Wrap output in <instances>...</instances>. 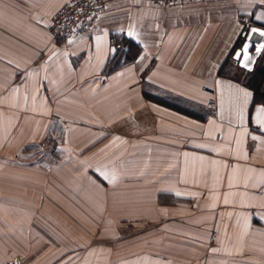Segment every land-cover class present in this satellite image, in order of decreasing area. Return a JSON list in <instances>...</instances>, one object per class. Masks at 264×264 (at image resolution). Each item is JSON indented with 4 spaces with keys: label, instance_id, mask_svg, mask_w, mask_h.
Instances as JSON below:
<instances>
[{
    "label": "crops",
    "instance_id": "crops-1",
    "mask_svg": "<svg viewBox=\"0 0 264 264\" xmlns=\"http://www.w3.org/2000/svg\"><path fill=\"white\" fill-rule=\"evenodd\" d=\"M69 1L0 0V264H264V136L228 123L240 18L264 6L115 0L54 42ZM129 31L139 54L108 72Z\"/></svg>",
    "mask_w": 264,
    "mask_h": 264
},
{
    "label": "snow or ice",
    "instance_id": "snow-or-ice-1",
    "mask_svg": "<svg viewBox=\"0 0 264 264\" xmlns=\"http://www.w3.org/2000/svg\"><path fill=\"white\" fill-rule=\"evenodd\" d=\"M161 3H163V0H161ZM256 6H264V0H257ZM249 15L254 17L255 21H264V12L259 14L253 12ZM127 35L139 46V41L137 40L138 34L135 31H129ZM240 35H244L245 38L240 42L239 47H233L230 53L231 58L235 67L247 73L248 76H254L256 73V58L264 56V42L251 43V41L257 35L264 38V23L257 24L250 29H245L241 26ZM253 49L254 54L252 52ZM109 50L114 56L120 53V49L115 47V45L111 46ZM134 59L136 58L134 57ZM141 60H143V57H139L137 62ZM222 68L223 64L216 66L217 75H219ZM21 75L27 76V73ZM23 83L24 79H21V84ZM216 84L219 88L220 81L217 80ZM228 88V100L230 104L229 126H233L232 122L236 121L243 129L242 135L247 134L251 130V132L255 133L251 137L253 141H256L260 136H264V79L254 84L251 80L248 83H240L237 81L234 84H229ZM43 91L46 92L47 89ZM221 103L223 105V99ZM237 143L239 144L241 141L238 140ZM260 207L264 209V204H261ZM259 219L264 220V211L261 212Z\"/></svg>",
    "mask_w": 264,
    "mask_h": 264
},
{
    "label": "built area",
    "instance_id": "built-area-1",
    "mask_svg": "<svg viewBox=\"0 0 264 264\" xmlns=\"http://www.w3.org/2000/svg\"><path fill=\"white\" fill-rule=\"evenodd\" d=\"M115 0H70L60 7L49 19L47 33L52 41H68L78 36L92 31L98 18L105 14L110 2ZM151 4L157 8H167L169 6L195 2V1H217V0H133ZM240 20L245 29L252 26L245 17ZM111 46L114 45L113 37L109 39ZM210 108L214 103L209 104ZM3 264H21L16 261H8Z\"/></svg>",
    "mask_w": 264,
    "mask_h": 264
},
{
    "label": "trees",
    "instance_id": "trees-1",
    "mask_svg": "<svg viewBox=\"0 0 264 264\" xmlns=\"http://www.w3.org/2000/svg\"><path fill=\"white\" fill-rule=\"evenodd\" d=\"M245 38V36L243 35L242 38L239 40V42L237 43V47H239L240 42ZM120 53L118 55H115L112 60L110 61V66L108 69V72L120 69L121 67L127 65L128 63L132 62L134 60V57L136 58L137 55L139 54L140 48L135 45L134 43H132L131 41H125L122 40L121 42V46H120ZM230 58H228L226 60L229 61ZM225 62V63H226ZM256 73L254 76H248V74L246 73L244 75L243 81L242 83H248L249 80H251V82L254 84L259 80L264 79V63L256 65ZM144 96L146 97V99H148L149 101H152L158 105H161L163 107H166L168 109L174 110L176 112H179L181 114L187 115L189 117L198 119V120H204L207 117V114L204 112L202 115L196 113V112H192L187 108H183L181 106H179L177 104L178 102V98L176 96H172V97H168V98H159L153 95H149V94H144ZM43 145L46 144H50V151H52V149L55 147V139L52 137L51 134L48 135V137H46V139L43 142Z\"/></svg>",
    "mask_w": 264,
    "mask_h": 264
},
{
    "label": "rangeland",
    "instance_id": "rangeland-1",
    "mask_svg": "<svg viewBox=\"0 0 264 264\" xmlns=\"http://www.w3.org/2000/svg\"><path fill=\"white\" fill-rule=\"evenodd\" d=\"M45 146H46V147H45L44 149H42V150L40 151V153H42V154L45 153V152L47 153V151L50 150V149H49V148H50V144H46ZM40 153H38V152L35 153V157H36V158L41 157L42 155H41ZM43 156L47 157L46 154H45V155L43 154ZM51 156H53V155H51Z\"/></svg>",
    "mask_w": 264,
    "mask_h": 264
},
{
    "label": "water",
    "instance_id": "water-1",
    "mask_svg": "<svg viewBox=\"0 0 264 264\" xmlns=\"http://www.w3.org/2000/svg\"><path fill=\"white\" fill-rule=\"evenodd\" d=\"M253 27V26H252ZM256 42H264V38H261V37H259L258 35L257 36H255L253 39H252V41H251V43H256ZM252 52H253V54H254V49L252 50ZM259 57H257L256 59H258Z\"/></svg>",
    "mask_w": 264,
    "mask_h": 264
}]
</instances>
